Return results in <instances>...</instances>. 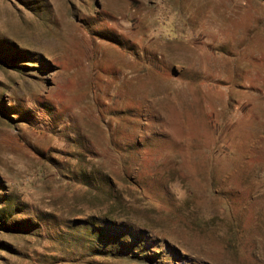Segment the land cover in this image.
<instances>
[{
    "label": "rangeland",
    "instance_id": "rangeland-1",
    "mask_svg": "<svg viewBox=\"0 0 264 264\" xmlns=\"http://www.w3.org/2000/svg\"><path fill=\"white\" fill-rule=\"evenodd\" d=\"M0 264H264V0H0Z\"/></svg>",
    "mask_w": 264,
    "mask_h": 264
}]
</instances>
